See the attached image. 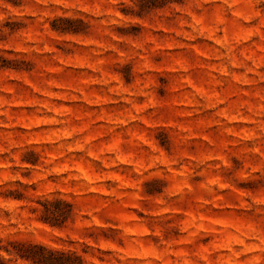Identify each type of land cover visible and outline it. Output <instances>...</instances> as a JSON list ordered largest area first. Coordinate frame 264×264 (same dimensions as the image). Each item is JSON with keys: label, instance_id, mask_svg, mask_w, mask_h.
Returning <instances> with one entry per match:
<instances>
[{"label": "rangeland", "instance_id": "374dc122", "mask_svg": "<svg viewBox=\"0 0 264 264\" xmlns=\"http://www.w3.org/2000/svg\"><path fill=\"white\" fill-rule=\"evenodd\" d=\"M264 264V0H0V257Z\"/></svg>", "mask_w": 264, "mask_h": 264}, {"label": "trees", "instance_id": "16d2710c", "mask_svg": "<svg viewBox=\"0 0 264 264\" xmlns=\"http://www.w3.org/2000/svg\"><path fill=\"white\" fill-rule=\"evenodd\" d=\"M14 245L21 249L17 252V257L32 264H73L74 256L66 252L34 244L14 243ZM0 264H8V262L0 257Z\"/></svg>", "mask_w": 264, "mask_h": 264}]
</instances>
